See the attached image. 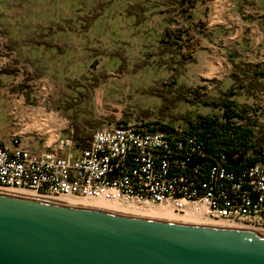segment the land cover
<instances>
[{"label":"rangeland","instance_id":"1","mask_svg":"<svg viewBox=\"0 0 264 264\" xmlns=\"http://www.w3.org/2000/svg\"><path fill=\"white\" fill-rule=\"evenodd\" d=\"M18 1L17 11L7 0L5 11L18 14L11 20L50 28L0 25L9 71L15 40L34 34L60 55L47 79L0 75V145L19 134L41 151L57 136L72 137L76 154L112 123L184 128L199 116H222L229 101L248 110L254 142L264 145V0Z\"/></svg>","mask_w":264,"mask_h":264},{"label":"built area","instance_id":"2","mask_svg":"<svg viewBox=\"0 0 264 264\" xmlns=\"http://www.w3.org/2000/svg\"><path fill=\"white\" fill-rule=\"evenodd\" d=\"M146 125L112 123L76 154L72 137L57 136L37 151L14 134L0 145V191L164 205L179 215L193 208L214 222L264 228V164L250 169L246 191L241 183L220 182L231 181L232 175L214 168L215 189L212 182L183 175L186 161L169 160V136L150 132Z\"/></svg>","mask_w":264,"mask_h":264},{"label":"water","instance_id":"3","mask_svg":"<svg viewBox=\"0 0 264 264\" xmlns=\"http://www.w3.org/2000/svg\"><path fill=\"white\" fill-rule=\"evenodd\" d=\"M0 264H264V233L0 191Z\"/></svg>","mask_w":264,"mask_h":264},{"label":"trees","instance_id":"4","mask_svg":"<svg viewBox=\"0 0 264 264\" xmlns=\"http://www.w3.org/2000/svg\"><path fill=\"white\" fill-rule=\"evenodd\" d=\"M222 110V116H199L188 121L184 128L163 123L147 124L146 127L150 132L163 131L169 136L172 152L169 160L186 161L187 169L181 171L183 175L196 181L212 182L216 189L219 181L214 180L212 171L224 169L232 175V180L220 182L229 187L234 182L241 183L246 191L250 169L264 164V145L254 142L247 109L229 101L222 104Z\"/></svg>","mask_w":264,"mask_h":264},{"label":"crops","instance_id":"5","mask_svg":"<svg viewBox=\"0 0 264 264\" xmlns=\"http://www.w3.org/2000/svg\"><path fill=\"white\" fill-rule=\"evenodd\" d=\"M28 5L30 6L31 3L33 5L36 4L37 0H28L27 1ZM20 1L18 0H13V3H11V6L14 7L13 9H16L17 11L19 10L20 6ZM7 5L9 6V3L7 2V0H0V25L2 26H6L9 25V20H11L10 16L13 17H17L18 14H15L14 11H11L10 13H8L6 10ZM9 9V8H8ZM4 12V13H3ZM21 13L23 14V10L21 11ZM264 14V11H263ZM262 15V14H261ZM25 16V14H24ZM16 20L13 21L14 19H12L10 22L11 25V30L14 32H45L48 28H50L49 23L45 24V23H21L18 22L17 18H15ZM52 20V19H51ZM56 21V20H53ZM260 22V21H258ZM57 23V21H56ZM41 24V25H38ZM59 24V23H57ZM60 25H62L60 23ZM56 28V27H55ZM8 29V28H6ZM262 29H264L263 25H262ZM66 30V28H65ZM35 38L34 40L31 41H27V42H23V41H19V40H15V44L12 45V51H13V55L17 56L16 60L17 62H15L12 67H11V71H9V66H11L9 63H6L4 60L5 58H1L2 61H0V75H18V78L20 76L23 75L24 71L26 72H30L32 74H36L37 78H39L40 80L42 79H47L48 77L46 76L47 72L46 69H48V67L51 64V60L53 57H58L60 54L57 53L56 51H53L52 48H48L47 47V39L48 37L46 35H41L40 38H38L35 34H34ZM259 39H264V35L261 34V36L259 37ZM2 43H0V49L3 48L2 47ZM5 54V52H1L0 51V56H3ZM15 68V69H13ZM27 69V70H26ZM46 76V78H45ZM35 122H33V127L37 126L38 121H42L41 119V115L40 113H38V115L35 116ZM37 123V124H36ZM41 125V123H40ZM27 145H30L29 142H25ZM34 150H36V145H30ZM38 148V147H37Z\"/></svg>","mask_w":264,"mask_h":264},{"label":"bare ground","instance_id":"6","mask_svg":"<svg viewBox=\"0 0 264 264\" xmlns=\"http://www.w3.org/2000/svg\"><path fill=\"white\" fill-rule=\"evenodd\" d=\"M6 193L28 197L33 199H46L54 201L57 203L76 206V207H85L96 210L108 211L116 214L128 215L143 217L155 220H162L168 222H175L181 224H191V225H201V226H213V227H223V228H234L242 229L248 231H256L264 233V228H251L249 226L241 225H229L222 222H214L208 217H205L201 213L199 214L197 210L193 208H188L186 214L179 215L174 213L171 207L164 205H149V204H138L134 202H109L96 199H74L70 197H60V198H45L36 193L28 191H3Z\"/></svg>","mask_w":264,"mask_h":264}]
</instances>
